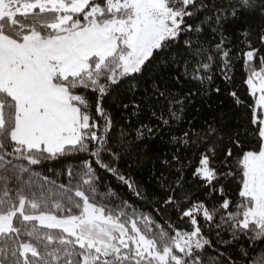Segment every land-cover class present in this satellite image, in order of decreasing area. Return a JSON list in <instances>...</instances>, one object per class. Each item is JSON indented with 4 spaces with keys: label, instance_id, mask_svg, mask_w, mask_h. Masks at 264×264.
I'll return each mask as SVG.
<instances>
[{
    "label": "snow or ice",
    "instance_id": "obj_1",
    "mask_svg": "<svg viewBox=\"0 0 264 264\" xmlns=\"http://www.w3.org/2000/svg\"><path fill=\"white\" fill-rule=\"evenodd\" d=\"M0 264H264V0H0Z\"/></svg>",
    "mask_w": 264,
    "mask_h": 264
},
{
    "label": "trees",
    "instance_id": "obj_2",
    "mask_svg": "<svg viewBox=\"0 0 264 264\" xmlns=\"http://www.w3.org/2000/svg\"><path fill=\"white\" fill-rule=\"evenodd\" d=\"M247 74L248 73L244 67L243 58L241 57L236 62V68H235V73H234V83L231 85L230 90L237 91L238 95L241 98H246L249 100V102H252L254 98L248 95L247 85L245 84ZM114 103H116L115 96H113L111 99L107 101L106 107H108V110L113 112V114H117V108L113 107ZM208 105H210L211 107H208ZM197 106L199 107V104ZM203 111L205 115H207L209 118L217 114H226L230 123L233 122L231 119L233 112H237V114L239 112L238 109L234 108L232 100L230 97L227 96V94L220 95V96L213 95L211 99L207 100V103L205 104ZM155 147L160 148L161 145L157 144ZM54 164L55 162H48L49 167H52ZM156 166H157V161L155 159H145L143 161L141 169L138 170L139 171L138 178L140 179L148 178L149 169H151L152 171H155ZM37 170L47 171V168H37ZM54 170L59 171V166H56ZM165 174L167 175V173ZM235 187H236L235 185H232L231 190H234ZM144 210L147 211L148 209H144Z\"/></svg>",
    "mask_w": 264,
    "mask_h": 264
}]
</instances>
